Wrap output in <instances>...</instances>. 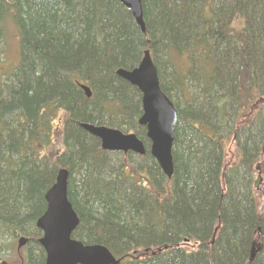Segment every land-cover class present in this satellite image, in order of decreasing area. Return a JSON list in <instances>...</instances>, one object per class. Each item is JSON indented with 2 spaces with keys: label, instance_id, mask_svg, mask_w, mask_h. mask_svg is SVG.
I'll list each match as a JSON object with an SVG mask.
<instances>
[{
  "label": "trees",
  "instance_id": "1",
  "mask_svg": "<svg viewBox=\"0 0 264 264\" xmlns=\"http://www.w3.org/2000/svg\"><path fill=\"white\" fill-rule=\"evenodd\" d=\"M141 4L144 34L116 0H0V66L7 28L19 52L0 74V264L20 238L21 264H45L35 223L61 169L72 239L119 264H264V0ZM144 51L177 112L171 180L137 125L139 92L116 75ZM82 124L132 132L146 153L103 152Z\"/></svg>",
  "mask_w": 264,
  "mask_h": 264
},
{
  "label": "water",
  "instance_id": "2",
  "mask_svg": "<svg viewBox=\"0 0 264 264\" xmlns=\"http://www.w3.org/2000/svg\"><path fill=\"white\" fill-rule=\"evenodd\" d=\"M127 9L142 34L145 33L141 0H116ZM116 75L136 88L141 95L142 115L138 126L145 129L149 142V155L157 163L167 180L173 175L172 148L177 112L169 99L161 92L156 69L149 52L143 53L139 65L131 71L118 70ZM81 90L91 97L87 87ZM80 127L99 141L100 149L110 153H132L144 156L146 149L135 134H123L118 130L82 124ZM68 172L61 169L54 185L46 192V210L36 221L42 237L38 244L45 253V264H119L100 246H85L71 238L79 220L67 197ZM27 242L20 239L18 250Z\"/></svg>",
  "mask_w": 264,
  "mask_h": 264
},
{
  "label": "rangeland",
  "instance_id": "3",
  "mask_svg": "<svg viewBox=\"0 0 264 264\" xmlns=\"http://www.w3.org/2000/svg\"><path fill=\"white\" fill-rule=\"evenodd\" d=\"M19 52H18V42L15 37V33L13 34L12 29H8L6 31V38L4 42V56L3 63L0 66V74L3 75L8 73L10 70L14 69L18 63ZM175 65L178 69H183L186 67V61L184 59L176 58ZM57 146V143H54ZM61 149H58L60 151ZM124 160V158H121ZM236 153L235 148L230 141V144H227L226 147V157L225 163L229 165H233L236 162ZM255 177L258 178V183L254 187V198L257 206V211L259 214H264V167L263 165H259L256 167ZM186 243V242H185ZM26 251L25 248L21 249L17 252V241L14 246H11L10 254H8V261L11 264H21L20 259L25 256Z\"/></svg>",
  "mask_w": 264,
  "mask_h": 264
},
{
  "label": "bare ground",
  "instance_id": "4",
  "mask_svg": "<svg viewBox=\"0 0 264 264\" xmlns=\"http://www.w3.org/2000/svg\"><path fill=\"white\" fill-rule=\"evenodd\" d=\"M148 151H149V149H148Z\"/></svg>",
  "mask_w": 264,
  "mask_h": 264
}]
</instances>
